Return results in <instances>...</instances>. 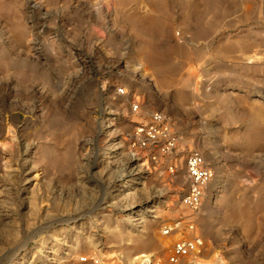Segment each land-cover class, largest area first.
<instances>
[{"label": "rangeland", "instance_id": "374dc122", "mask_svg": "<svg viewBox=\"0 0 264 264\" xmlns=\"http://www.w3.org/2000/svg\"><path fill=\"white\" fill-rule=\"evenodd\" d=\"M156 112L180 139L161 167L131 147ZM194 235L264 264V0H0V264L164 262Z\"/></svg>", "mask_w": 264, "mask_h": 264}, {"label": "built area", "instance_id": "2783aa9c", "mask_svg": "<svg viewBox=\"0 0 264 264\" xmlns=\"http://www.w3.org/2000/svg\"><path fill=\"white\" fill-rule=\"evenodd\" d=\"M120 96L126 95L124 90L118 91ZM134 110L137 111L138 106L135 105ZM180 146V139L176 135L172 125L165 115L161 113H153L150 120L146 124L139 125L134 128L131 137V147L133 150L151 149L154 151L151 161L154 164H161L165 157L173 156ZM163 163V164H162ZM170 174H174L177 167L170 163L165 165ZM186 179L188 189L181 197L182 206L190 211H199L204 203L208 185L214 178V173L207 164L203 155L196 151H190L185 164ZM185 223L186 231L195 232V225L185 219H179L178 225ZM178 227H166L163 230L164 236H170ZM204 243L201 237L192 236L191 239H183L174 245L173 251L168 259L164 262L154 261L153 257L143 256L141 259L136 257L135 264H178L179 258L187 252L201 253ZM84 261V259L82 260Z\"/></svg>", "mask_w": 264, "mask_h": 264}, {"label": "bare ground", "instance_id": "6f19581e", "mask_svg": "<svg viewBox=\"0 0 264 264\" xmlns=\"http://www.w3.org/2000/svg\"><path fill=\"white\" fill-rule=\"evenodd\" d=\"M177 189V188H176ZM177 191H178V189H177ZM169 203V205H173V203L172 202H168ZM128 210H131V207L130 208H128ZM133 211V210H132ZM152 212H154V211H152ZM177 213V212H176ZM139 217V216H138ZM133 221L134 222H136L137 223V225L138 226H141L142 225V221L140 220V219H138V218H134L133 219ZM157 223H162V222H157V221H154V222H152V226H150L149 227V232H151L152 231V233H154L155 232V228H156V226L158 225ZM153 225H155V227H153ZM145 256H147V255H145ZM143 257V256H142ZM142 257H139L138 259H141ZM200 256L198 255V253L197 252H192V257L190 256H186V259L189 261L190 259H192V261L194 262V264H227V262L225 261V259L222 257V256H220L219 254H215L214 256H213V258L212 259H209V260H203V259H201V258H199ZM179 259H181V257L179 258ZM184 264H186V261L184 262Z\"/></svg>", "mask_w": 264, "mask_h": 264}]
</instances>
